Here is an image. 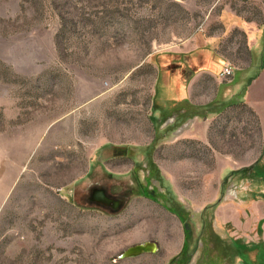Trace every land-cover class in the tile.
Returning <instances> with one entry per match:
<instances>
[{"label":"rangeland","instance_id":"374dc122","mask_svg":"<svg viewBox=\"0 0 264 264\" xmlns=\"http://www.w3.org/2000/svg\"><path fill=\"white\" fill-rule=\"evenodd\" d=\"M207 42L235 83L180 112L153 55ZM263 72L264 0H0V264H264Z\"/></svg>","mask_w":264,"mask_h":264},{"label":"crops","instance_id":"0c3cea01","mask_svg":"<svg viewBox=\"0 0 264 264\" xmlns=\"http://www.w3.org/2000/svg\"><path fill=\"white\" fill-rule=\"evenodd\" d=\"M205 46H201V49L198 48V46H195L193 48H191L190 50L184 51V52H169L165 55H160V54H155L153 55L154 57H162V56H171L173 57V61L176 59V57H180L182 56L183 58H193L196 62V69L192 70V73L189 74V76L187 78L184 79V75H185V63L182 65L184 66V68L181 70L180 73V79L175 80V86L174 84H172L169 88V96L167 97V101L172 103L174 107H181L180 108V112L184 111V107L181 106L182 103H193L192 102V89H193V85L197 82L200 81L201 78V94L204 97V93H205V85L208 86L210 84H216V86H222L223 84L227 83V84H233L235 83V77L233 79H231L230 81H223V78H221L220 76V72L219 74H213L211 71V65L212 62L217 60L220 61L221 63H224V59H222V57L219 56V54H217L215 52V49L212 47L211 44H209L208 42L204 44ZM252 40L249 43V50L253 51V47H252ZM161 59V58H160ZM156 60L155 62H152L153 65H155L158 70L160 68L163 67L162 65V60ZM173 64V63H172ZM200 66L198 69L197 67ZM249 68V67H248ZM248 68H246L245 70H247ZM243 70L238 69L236 75H238L239 72H241ZM264 73V72H263ZM263 73H260L257 78L254 80V83H258V81L261 80ZM177 85H180L181 87L178 89ZM174 86V87H173ZM203 86V87H202ZM237 92L235 91L234 88H225L224 92H223V97L224 100L221 104H219V107L221 109H223V107H225V105L230 102L229 98L231 97L230 95H234ZM202 97V98H203ZM233 97V96H232ZM231 97V98H232ZM201 98V106H209L210 104L213 103V101H215V97H213V99L207 100L205 101L204 98ZM206 98V97H205ZM230 98V99H231ZM203 100V102H202ZM245 104H247L248 107H250L257 115L258 120H259V130L261 132V134L263 135L264 138V102H245L242 101ZM219 110H213V113H210L211 117H208L207 119V123H209L210 119H213V116H215L216 114H218L217 112H219ZM160 110H156V115H161V113H159ZM155 115V117H156ZM204 119V118H203ZM208 125V124H207ZM207 138V133L205 132H201V140H204ZM261 160H264V154L262 155ZM259 161V162H260ZM227 223V222H226ZM216 263L219 262V259H216ZM219 260V261H218Z\"/></svg>","mask_w":264,"mask_h":264},{"label":"water","instance_id":"95a60500","mask_svg":"<svg viewBox=\"0 0 264 264\" xmlns=\"http://www.w3.org/2000/svg\"><path fill=\"white\" fill-rule=\"evenodd\" d=\"M95 199L103 203L104 205H108L110 200H108L104 193L102 191H95ZM158 248V245L156 242H146L142 244H137L134 246L129 247L127 250H125L120 258H132L141 256L145 253H154Z\"/></svg>","mask_w":264,"mask_h":264},{"label":"built area","instance_id":"2783aa9c","mask_svg":"<svg viewBox=\"0 0 264 264\" xmlns=\"http://www.w3.org/2000/svg\"><path fill=\"white\" fill-rule=\"evenodd\" d=\"M220 76L223 79H231L234 76V69L230 63H224V66L222 67V70L220 72Z\"/></svg>","mask_w":264,"mask_h":264},{"label":"trees","instance_id":"16d2710c","mask_svg":"<svg viewBox=\"0 0 264 264\" xmlns=\"http://www.w3.org/2000/svg\"><path fill=\"white\" fill-rule=\"evenodd\" d=\"M240 104H241L244 108H246V109L248 110V112H249V114L251 115V117L255 120V122H256V124H257V126H258V130H259V120H258V117H257L256 113H255L250 107H248L247 104H245L244 102H241ZM236 105H239V103H237V104H232L231 107H234V106H236ZM215 123H218L217 120H216ZM215 123H214V124H215ZM259 133L261 134L260 130H259Z\"/></svg>","mask_w":264,"mask_h":264}]
</instances>
